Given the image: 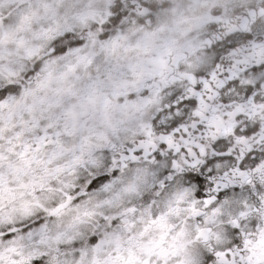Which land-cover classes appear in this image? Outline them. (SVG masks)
Returning <instances> with one entry per match:
<instances>
[{
    "label": "snow or ice",
    "instance_id": "6c2138e0",
    "mask_svg": "<svg viewBox=\"0 0 264 264\" xmlns=\"http://www.w3.org/2000/svg\"><path fill=\"white\" fill-rule=\"evenodd\" d=\"M0 264H264V0H0Z\"/></svg>",
    "mask_w": 264,
    "mask_h": 264
}]
</instances>
